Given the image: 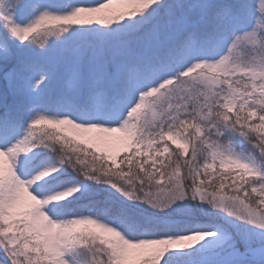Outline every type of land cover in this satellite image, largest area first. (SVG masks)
Segmentation results:
<instances>
[{
  "label": "snow or ice",
  "instance_id": "1",
  "mask_svg": "<svg viewBox=\"0 0 264 264\" xmlns=\"http://www.w3.org/2000/svg\"><path fill=\"white\" fill-rule=\"evenodd\" d=\"M0 264H264V0H0Z\"/></svg>",
  "mask_w": 264,
  "mask_h": 264
},
{
  "label": "rangeland",
  "instance_id": "2",
  "mask_svg": "<svg viewBox=\"0 0 264 264\" xmlns=\"http://www.w3.org/2000/svg\"><path fill=\"white\" fill-rule=\"evenodd\" d=\"M86 2H89V3H91V2H92V0H86Z\"/></svg>",
  "mask_w": 264,
  "mask_h": 264
}]
</instances>
